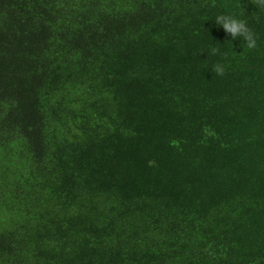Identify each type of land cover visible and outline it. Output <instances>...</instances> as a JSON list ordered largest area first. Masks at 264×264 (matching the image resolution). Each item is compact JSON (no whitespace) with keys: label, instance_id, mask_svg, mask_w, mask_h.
I'll use <instances>...</instances> for the list:
<instances>
[{"label":"trees","instance_id":"1","mask_svg":"<svg viewBox=\"0 0 264 264\" xmlns=\"http://www.w3.org/2000/svg\"><path fill=\"white\" fill-rule=\"evenodd\" d=\"M0 264H264L255 0H0Z\"/></svg>","mask_w":264,"mask_h":264},{"label":"clouds","instance_id":"2","mask_svg":"<svg viewBox=\"0 0 264 264\" xmlns=\"http://www.w3.org/2000/svg\"><path fill=\"white\" fill-rule=\"evenodd\" d=\"M255 5L257 8L264 10V0H255ZM214 21L218 27H222L234 40H242L247 49L251 50L257 46V37L248 26L245 19L238 18L234 15L220 14L216 16ZM218 51L219 50L215 47L211 49V53L213 55L217 54ZM213 69L220 75H222L225 71L224 66L219 63L215 64Z\"/></svg>","mask_w":264,"mask_h":264}]
</instances>
